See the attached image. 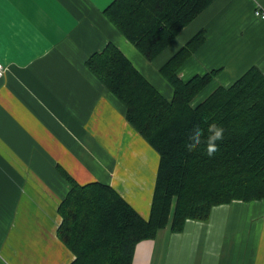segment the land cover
Instances as JSON below:
<instances>
[{
    "label": "crops",
    "instance_id": "1",
    "mask_svg": "<svg viewBox=\"0 0 264 264\" xmlns=\"http://www.w3.org/2000/svg\"><path fill=\"white\" fill-rule=\"evenodd\" d=\"M111 1L0 0V264L73 260L57 235L69 188L62 170L81 184H109L149 216L158 153L86 66L93 52L113 42L168 98L159 66L201 29L205 40L180 78L221 68L215 86L252 65L264 72V18L254 14L264 0H213L153 61L105 16ZM132 264H264V200L215 205L207 221L186 219L179 232L162 228L136 244Z\"/></svg>",
    "mask_w": 264,
    "mask_h": 264
},
{
    "label": "trees",
    "instance_id": "2",
    "mask_svg": "<svg viewBox=\"0 0 264 264\" xmlns=\"http://www.w3.org/2000/svg\"><path fill=\"white\" fill-rule=\"evenodd\" d=\"M213 0H113L108 20L149 61ZM205 40L194 33L160 66L172 87L168 98L108 42L86 66L124 105L128 124L158 153L148 218L109 184L79 183L67 172L69 188L60 201L58 238L74 254L69 264H132L136 244L165 227L179 232L186 219L207 221L213 206L233 200H264V72L247 68L228 85L213 86L221 68L178 76ZM216 121L224 138L212 156L185 143L193 124Z\"/></svg>",
    "mask_w": 264,
    "mask_h": 264
},
{
    "label": "clouds",
    "instance_id": "3",
    "mask_svg": "<svg viewBox=\"0 0 264 264\" xmlns=\"http://www.w3.org/2000/svg\"><path fill=\"white\" fill-rule=\"evenodd\" d=\"M207 121L208 118L205 117L206 127H201L199 123L192 125L188 133V140L185 143L188 151H192L200 145L202 138L206 155L212 156L218 150L219 145L217 142L224 138V127L216 121Z\"/></svg>",
    "mask_w": 264,
    "mask_h": 264
},
{
    "label": "rangeland",
    "instance_id": "4",
    "mask_svg": "<svg viewBox=\"0 0 264 264\" xmlns=\"http://www.w3.org/2000/svg\"><path fill=\"white\" fill-rule=\"evenodd\" d=\"M131 45H133V44H131ZM134 46V45H133ZM135 47V46H134ZM135 49L137 50V48L135 47ZM138 51V50H137ZM138 53L140 54V55H142L139 51H138ZM172 54V53H171ZM142 57H144L143 55H142ZM145 58V57H144ZM146 59V58H145ZM159 72V71H158ZM159 75L162 77V79H163V81L169 86L170 84H169V82L161 75V73L159 72ZM152 83H153V81H152ZM158 89H159V91L160 92H162V94H164L165 95V93H164V88L161 86V85H158L157 83H153ZM82 145H83V147H84V149L86 150V151H90V147L89 146H87L85 143H81ZM65 149L67 150V152L69 153V154H72V151H71V149H70V147L69 146H65ZM94 158H95V160H101L100 159V157H99V155L97 154V153H95V156H94ZM94 165H96L97 164V162H94L93 163ZM99 164H101V163H99ZM82 168H84L83 166H81ZM91 173H93V172H91Z\"/></svg>",
    "mask_w": 264,
    "mask_h": 264
},
{
    "label": "built area",
    "instance_id": "5",
    "mask_svg": "<svg viewBox=\"0 0 264 264\" xmlns=\"http://www.w3.org/2000/svg\"><path fill=\"white\" fill-rule=\"evenodd\" d=\"M254 14H255L256 16H259V17H261V18H264V11L260 10L259 8H256V9L254 10ZM4 71H5V66H4V64L0 61V76L3 75Z\"/></svg>",
    "mask_w": 264,
    "mask_h": 264
}]
</instances>
